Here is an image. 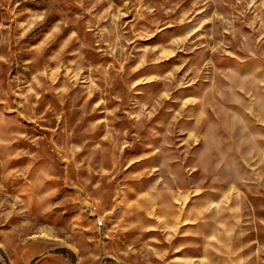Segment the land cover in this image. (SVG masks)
<instances>
[{"label":"rangeland","instance_id":"1","mask_svg":"<svg viewBox=\"0 0 264 264\" xmlns=\"http://www.w3.org/2000/svg\"><path fill=\"white\" fill-rule=\"evenodd\" d=\"M0 264H264V0H0Z\"/></svg>","mask_w":264,"mask_h":264},{"label":"built area","instance_id":"2","mask_svg":"<svg viewBox=\"0 0 264 264\" xmlns=\"http://www.w3.org/2000/svg\"><path fill=\"white\" fill-rule=\"evenodd\" d=\"M99 226H103V221H99Z\"/></svg>","mask_w":264,"mask_h":264}]
</instances>
